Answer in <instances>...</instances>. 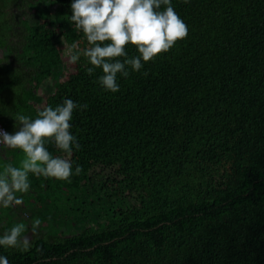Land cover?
<instances>
[{
  "label": "trees",
  "instance_id": "16d2710c",
  "mask_svg": "<svg viewBox=\"0 0 264 264\" xmlns=\"http://www.w3.org/2000/svg\"><path fill=\"white\" fill-rule=\"evenodd\" d=\"M71 3L0 0V39L15 31L0 55V124L13 133L16 113L34 118L69 98L88 105L70 121L81 145L73 173L83 171L69 181L30 174L28 193L17 194L27 202L0 223L5 217L8 231L20 211L29 232L27 214L46 230L30 251L0 246V256L9 264H264V0H171L187 37L139 72L118 74L116 93L97 82L102 69L86 73L83 56L64 79L54 76L65 44L89 46L70 21ZM96 170L110 172L106 186L125 205L106 207L90 189Z\"/></svg>",
  "mask_w": 264,
  "mask_h": 264
},
{
  "label": "clouds",
  "instance_id": "9594fccd",
  "mask_svg": "<svg viewBox=\"0 0 264 264\" xmlns=\"http://www.w3.org/2000/svg\"><path fill=\"white\" fill-rule=\"evenodd\" d=\"M69 18L75 28L82 31L89 46L81 48L78 41L65 44V57L73 65L81 56L87 58L91 67L85 71L89 76L96 69H102L97 82L112 93L119 91L118 74L127 78L129 69L139 72L144 63L168 52L188 35V26L171 0H72ZM129 45L136 48L138 55H128ZM87 108V104L64 99L55 107L45 106L34 118L16 113L18 130L13 133L0 130V147L22 154L18 166L9 162L0 168V207L23 203L22 195L17 194L28 193L30 174L60 181H69L73 174H81L80 165L73 173L71 157L81 145L70 131V121L74 110ZM48 142L64 155L54 156L46 146ZM40 225L41 220L34 219L29 232L25 223H15L0 235V246L22 253L30 251L33 237L39 236ZM0 264H9L8 258L0 256Z\"/></svg>",
  "mask_w": 264,
  "mask_h": 264
},
{
  "label": "rangeland",
  "instance_id": "374dc122",
  "mask_svg": "<svg viewBox=\"0 0 264 264\" xmlns=\"http://www.w3.org/2000/svg\"><path fill=\"white\" fill-rule=\"evenodd\" d=\"M33 2H40V1H44L46 4H48V2L50 0H32ZM1 23V21H0ZM4 31H10L9 33L7 32V34H4L2 39H0V55L1 56H5L7 54V47H10V45H14L15 43L11 44V39L10 37L15 34V31L13 29H8V30H4ZM6 50V51H5ZM65 62L63 63L62 67L60 66L58 69H56L54 71V76L60 79H64L68 69H70L71 65L67 58H64ZM22 154L18 151V150H11V149H6L5 151H3L2 153H0V161L3 164V162H11L13 164H17L19 162V159L21 158ZM4 165V164H3ZM2 168V166L0 167ZM110 172H105V171H101V170H96L94 171V173L92 174V182L89 184L90 189L93 190L96 193V196L98 198H100L102 200V203L104 205H106V207L109 208H117L121 206L122 204H126V200H120V198H117L113 195V190H111L110 188H107L106 186V178L109 177ZM26 197H23V204L25 202H27V200L25 199ZM16 208H22V205H16L10 208H3L0 207V217L3 216V214L8 215L9 213L12 212H16ZM19 215L17 214V216L13 217L14 221L16 222L17 220H20L21 222H23L22 220V216L20 214V211H18ZM113 214V212H111ZM28 216L26 217V219H29L30 222L32 223V221L34 220L31 214H27ZM2 220H6L5 217L2 218ZM52 223V222H51ZM51 230L53 227L48 226ZM11 228V227H10ZM9 228V229H10ZM7 229V226L5 224V222H1V228H0V233H4V231ZM31 230V229H30ZM38 230H46V225L41 224Z\"/></svg>",
  "mask_w": 264,
  "mask_h": 264
},
{
  "label": "built area",
  "instance_id": "2783aa9c",
  "mask_svg": "<svg viewBox=\"0 0 264 264\" xmlns=\"http://www.w3.org/2000/svg\"><path fill=\"white\" fill-rule=\"evenodd\" d=\"M0 130H4V131H6V132H8L7 130H6V128L4 127V126H2L1 124H0ZM2 147H0V149H1Z\"/></svg>",
  "mask_w": 264,
  "mask_h": 264
},
{
  "label": "crops",
  "instance_id": "0c3cea01",
  "mask_svg": "<svg viewBox=\"0 0 264 264\" xmlns=\"http://www.w3.org/2000/svg\"><path fill=\"white\" fill-rule=\"evenodd\" d=\"M3 222H5L6 226H7V219L6 220H2ZM1 221V222H2ZM0 228H1V223H0Z\"/></svg>",
  "mask_w": 264,
  "mask_h": 264
}]
</instances>
